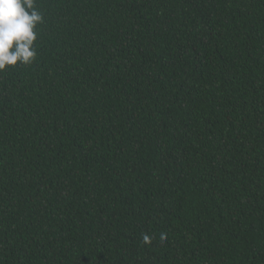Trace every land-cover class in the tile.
I'll return each mask as SVG.
<instances>
[{
    "label": "trees",
    "instance_id": "trees-1",
    "mask_svg": "<svg viewBox=\"0 0 264 264\" xmlns=\"http://www.w3.org/2000/svg\"><path fill=\"white\" fill-rule=\"evenodd\" d=\"M35 6L36 60L0 72V264H264V0Z\"/></svg>",
    "mask_w": 264,
    "mask_h": 264
},
{
    "label": "clouds",
    "instance_id": "clouds-1",
    "mask_svg": "<svg viewBox=\"0 0 264 264\" xmlns=\"http://www.w3.org/2000/svg\"><path fill=\"white\" fill-rule=\"evenodd\" d=\"M43 15L35 0H0V72L10 66L30 65L37 58V26ZM161 239H165L164 234ZM145 243L151 238L144 235Z\"/></svg>",
    "mask_w": 264,
    "mask_h": 264
}]
</instances>
